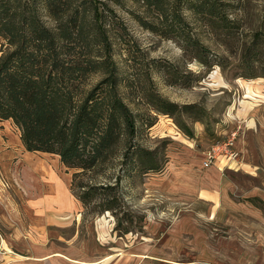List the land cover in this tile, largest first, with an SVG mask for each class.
I'll list each match as a JSON object with an SVG mask.
<instances>
[{"label": "rangeland", "instance_id": "rangeland-1", "mask_svg": "<svg viewBox=\"0 0 264 264\" xmlns=\"http://www.w3.org/2000/svg\"><path fill=\"white\" fill-rule=\"evenodd\" d=\"M106 2L118 22L110 30L109 39L112 59L122 77L118 93L134 115L131 143L154 150L159 169L121 180L115 186L118 204L112 212H100L102 196L80 205L81 218L82 226H89L91 221L98 223L105 215L104 224L110 229L111 239L130 244L144 235H157L158 230H164L183 210L203 208L188 197L189 189L204 179H214L201 166L203 152L237 126L242 130L237 135L241 138L244 121L232 119L236 110L244 112L257 100H264V54L259 49L264 41V0H228L226 8L229 17L236 20V27L230 36L224 37L212 34L201 20L183 11L187 26L182 29L185 37L179 39L166 38L142 27L136 16L154 19L142 2ZM249 38L258 47L250 51L253 52L250 63L242 60ZM2 42L0 38V52ZM97 78L93 77L92 83ZM146 90L192 108L172 116L157 113L144 102ZM148 121L152 122L150 126ZM175 121L187 126L192 138ZM8 123L0 125V210L22 212L25 199L27 203L31 201L32 195L40 192L42 182L39 181L38 188L22 182L25 150L20 142L17 144V128ZM123 138L119 137L105 162L75 177L72 184H112L120 173ZM5 150H11V154L7 155ZM30 155L52 167L54 176L64 182L66 191L76 199V188H70L72 170H67L56 155L43 152H30ZM28 161L25 157L24 162ZM220 173L224 174V169ZM173 178L186 184V188L171 186ZM117 221L119 229L114 230Z\"/></svg>", "mask_w": 264, "mask_h": 264}, {"label": "trees", "instance_id": "trees-1", "mask_svg": "<svg viewBox=\"0 0 264 264\" xmlns=\"http://www.w3.org/2000/svg\"><path fill=\"white\" fill-rule=\"evenodd\" d=\"M106 1L0 0V121L9 120L17 128L25 151L56 155L72 170L70 188H76L80 205L102 196L100 212H112L118 204L115 186L121 180L159 169L154 150L131 143L134 115L118 93L122 77L109 39L118 22ZM134 1L142 2L154 15L153 20L136 16L139 24L166 38L185 37L183 11L201 20L216 36H230L236 27L226 8L228 0ZM256 44L248 39L243 61L251 62L250 51L258 49ZM259 49L264 54V41ZM93 77L98 78L92 83ZM143 97L152 110L169 116L192 108L152 90H146ZM175 123L192 138L187 126ZM121 136L120 173L114 182L73 185L75 177L107 160ZM247 199L264 212L263 200ZM113 229H119L118 221Z\"/></svg>", "mask_w": 264, "mask_h": 264}, {"label": "crops", "instance_id": "crops-1", "mask_svg": "<svg viewBox=\"0 0 264 264\" xmlns=\"http://www.w3.org/2000/svg\"><path fill=\"white\" fill-rule=\"evenodd\" d=\"M241 111L230 117L244 121V135L234 142L237 158L206 167L214 179L188 191L203 208L183 210L157 235L130 244L111 239L105 215L82 226L80 203L64 182L52 167L24 151L22 182L42 185L31 201L25 199L22 212L0 210V264H264L263 211L247 199L264 201V100ZM170 185L187 186L176 178Z\"/></svg>", "mask_w": 264, "mask_h": 264}, {"label": "built area", "instance_id": "built-area-1", "mask_svg": "<svg viewBox=\"0 0 264 264\" xmlns=\"http://www.w3.org/2000/svg\"><path fill=\"white\" fill-rule=\"evenodd\" d=\"M238 132L242 133L239 126L230 131L224 139L212 143L210 147L203 152L201 166L206 168L218 161H221L224 164L234 161L238 156V152L234 148V142L239 134Z\"/></svg>", "mask_w": 264, "mask_h": 264}]
</instances>
